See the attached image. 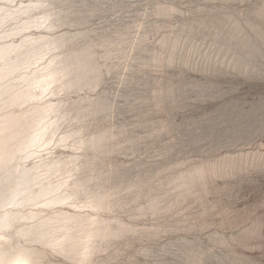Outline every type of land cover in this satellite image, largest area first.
Wrapping results in <instances>:
<instances>
[{
    "label": "rangeland",
    "instance_id": "obj_1",
    "mask_svg": "<svg viewBox=\"0 0 264 264\" xmlns=\"http://www.w3.org/2000/svg\"><path fill=\"white\" fill-rule=\"evenodd\" d=\"M45 5L91 58L52 156L79 157L68 187L100 224L79 262L35 237L43 207L7 205L0 264H264V0Z\"/></svg>",
    "mask_w": 264,
    "mask_h": 264
},
{
    "label": "bare ground",
    "instance_id": "obj_2",
    "mask_svg": "<svg viewBox=\"0 0 264 264\" xmlns=\"http://www.w3.org/2000/svg\"><path fill=\"white\" fill-rule=\"evenodd\" d=\"M46 2L0 0V208L20 201L43 207L40 213H47L27 214L38 223L35 237L52 246L66 243L70 258L84 262L93 252L100 219L90 203H78L79 190L68 187L77 168L67 165L79 157L52 155L55 145H67L75 134L55 139L67 101L61 95L89 72L91 58L62 50L70 39L58 34L63 23L59 26L57 11L45 8ZM30 160L34 163L26 167ZM16 213L4 210L0 225Z\"/></svg>",
    "mask_w": 264,
    "mask_h": 264
}]
</instances>
